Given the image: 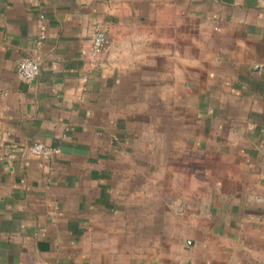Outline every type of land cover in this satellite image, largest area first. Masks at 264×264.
<instances>
[{"label": "crops", "instance_id": "1", "mask_svg": "<svg viewBox=\"0 0 264 264\" xmlns=\"http://www.w3.org/2000/svg\"><path fill=\"white\" fill-rule=\"evenodd\" d=\"M0 264H264V0H0Z\"/></svg>", "mask_w": 264, "mask_h": 264}, {"label": "built area", "instance_id": "2", "mask_svg": "<svg viewBox=\"0 0 264 264\" xmlns=\"http://www.w3.org/2000/svg\"><path fill=\"white\" fill-rule=\"evenodd\" d=\"M45 25L43 17L40 16V36L36 43L37 49L41 46V41L44 38ZM106 45V29L102 25H97L94 28L93 42L91 46V55L97 56ZM41 71V63L37 57H25L20 59L16 64V72L19 77L25 81L35 80ZM28 153L41 159L48 160L59 153L58 149L52 148L45 143L37 142L32 144L27 149Z\"/></svg>", "mask_w": 264, "mask_h": 264}]
</instances>
